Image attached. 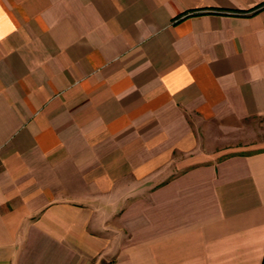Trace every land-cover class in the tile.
Here are the masks:
<instances>
[{
	"label": "crops",
	"instance_id": "obj_1",
	"mask_svg": "<svg viewBox=\"0 0 264 264\" xmlns=\"http://www.w3.org/2000/svg\"><path fill=\"white\" fill-rule=\"evenodd\" d=\"M264 0H0V264H263Z\"/></svg>",
	"mask_w": 264,
	"mask_h": 264
},
{
	"label": "trees",
	"instance_id": "obj_2",
	"mask_svg": "<svg viewBox=\"0 0 264 264\" xmlns=\"http://www.w3.org/2000/svg\"><path fill=\"white\" fill-rule=\"evenodd\" d=\"M263 264H264V261H263Z\"/></svg>",
	"mask_w": 264,
	"mask_h": 264
}]
</instances>
